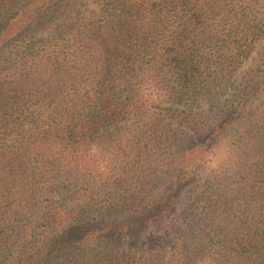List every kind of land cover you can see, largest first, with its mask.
I'll list each match as a JSON object with an SVG mask.
<instances>
[{"label":"trees","instance_id":"trees-1","mask_svg":"<svg viewBox=\"0 0 264 264\" xmlns=\"http://www.w3.org/2000/svg\"><path fill=\"white\" fill-rule=\"evenodd\" d=\"M263 33L264 0H0V264H264Z\"/></svg>","mask_w":264,"mask_h":264},{"label":"rangeland","instance_id":"rangeland-1","mask_svg":"<svg viewBox=\"0 0 264 264\" xmlns=\"http://www.w3.org/2000/svg\"><path fill=\"white\" fill-rule=\"evenodd\" d=\"M83 0H81L82 2ZM86 2V0H84ZM55 2V1H53ZM52 3V2H51ZM49 7V4H46L43 9L38 10V16L44 15V13L47 11ZM39 9V8H38ZM55 27H49L47 31L52 30V28ZM44 33H46L44 31ZM40 34L37 35L39 37ZM13 39H10V41ZM264 54V33L259 38H257L254 42H252L251 46L247 49L246 53L244 54L243 61L241 67L236 72V77L242 76L245 72H248L250 70H253L256 68V66L259 64L260 58Z\"/></svg>","mask_w":264,"mask_h":264},{"label":"clouds","instance_id":"clouds-1","mask_svg":"<svg viewBox=\"0 0 264 264\" xmlns=\"http://www.w3.org/2000/svg\"><path fill=\"white\" fill-rule=\"evenodd\" d=\"M200 264H211V260L210 258H204L200 261Z\"/></svg>","mask_w":264,"mask_h":264}]
</instances>
